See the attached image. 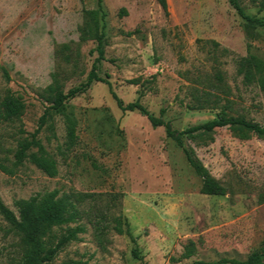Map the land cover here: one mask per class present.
<instances>
[{
    "label": "rangeland",
    "instance_id": "374dc122",
    "mask_svg": "<svg viewBox=\"0 0 264 264\" xmlns=\"http://www.w3.org/2000/svg\"><path fill=\"white\" fill-rule=\"evenodd\" d=\"M167 2L166 12L159 0H0V102L14 94L26 106L20 118L0 119V163L14 170L0 169L1 197L16 214L18 202L35 195L65 199L76 217L53 227L48 245L84 228L51 264H193L246 259L264 248V137L252 131H199L180 147L164 126L123 111L108 85L95 82L65 105L77 121L72 149L62 114L39 129L36 138L58 162L56 176L15 161L19 143L40 127L54 78L68 90L91 70L96 10L105 35L102 74L125 104L140 99L179 131L217 117L221 105L264 126V92L237 73L249 52L264 59V28L250 27L229 0ZM240 3L264 18V0ZM205 90L222 96L220 104L191 107L205 102L198 99ZM185 150L226 195L201 192ZM103 218L109 227L99 238ZM116 218L122 234L113 228ZM22 254L21 235L0 213V264H21Z\"/></svg>",
    "mask_w": 264,
    "mask_h": 264
},
{
    "label": "trees",
    "instance_id": "16d2710c",
    "mask_svg": "<svg viewBox=\"0 0 264 264\" xmlns=\"http://www.w3.org/2000/svg\"><path fill=\"white\" fill-rule=\"evenodd\" d=\"M99 6L102 5V0H98ZM164 10H168L167 0H159ZM232 7L237 13L246 21L250 27L264 28V18L248 14L240 0H229ZM92 21L95 27L96 51L97 57L94 59L92 68L86 78L78 84L65 90L58 78H54V82L47 88L45 99L49 106L46 108L44 114L40 119V127L33 134L32 139H24L19 143L15 151V161L17 164H22L26 160L35 164L39 169L49 176H56L58 174V162L49 155L46 148L40 139H37L39 129L47 123L49 117L53 114H62L65 119L67 140L65 142L66 150L72 149L76 145L77 134L76 119L65 112V105L77 96L85 93L95 82H103L108 85L113 98L116 100L118 106L123 111H139L146 116L153 127L164 126L168 136L172 137L180 147H184V136L197 133L199 131L210 132L216 128L231 127L237 129H246L254 132L259 137H264V126L259 122L248 119L243 116H230L227 113L226 106L221 105V112L217 117L208 121L189 126L181 131L173 129L162 116H157L150 112L147 107L141 103L140 99L125 104L123 100L115 92L110 75H103V61L105 60V46H104V32L99 30L98 11L91 12ZM237 73L243 77V81L247 84L256 83L264 92V59L249 52L239 60ZM217 79L220 82L215 87L221 88L222 75L218 74ZM226 93V90L223 89ZM196 108H204L205 103L215 102L220 104L222 96L218 93L203 91L202 97ZM24 101L14 94H7L0 102V119L3 121H13L20 118L25 110ZM33 148H37L36 151ZM187 158L191 165L196 170L197 174L202 177L201 192L207 195H226L228 189L222 185L196 160H194L188 150H185ZM0 169L7 173H14V170L3 162L0 163ZM19 214H16L10 207L6 205L0 194V213L13 226L15 230L21 235L23 242V254L21 264H51L57 256L60 249L70 240L76 238L78 231L84 228L78 226L70 231V233L62 236L55 245H48L45 237L55 226H61L73 221L76 217V212L63 198L57 197V192L48 193L45 195H35L29 199H23L18 202ZM106 221L104 218L97 223V235L101 238L105 234V229L109 227L101 223ZM113 228L118 233H124L122 222L116 218L113 220ZM135 255H137L135 251ZM70 264H85L80 261L72 262ZM193 264H264V248L261 251H255L246 259L238 258H221L216 261L197 260Z\"/></svg>",
    "mask_w": 264,
    "mask_h": 264
}]
</instances>
